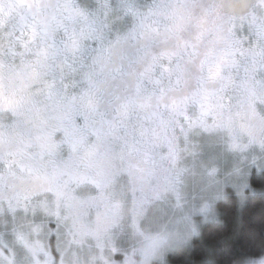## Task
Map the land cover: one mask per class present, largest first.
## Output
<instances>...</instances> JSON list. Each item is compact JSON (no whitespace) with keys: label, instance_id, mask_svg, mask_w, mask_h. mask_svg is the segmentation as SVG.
I'll return each mask as SVG.
<instances>
[{"label":"snow or ice","instance_id":"obj_1","mask_svg":"<svg viewBox=\"0 0 264 264\" xmlns=\"http://www.w3.org/2000/svg\"><path fill=\"white\" fill-rule=\"evenodd\" d=\"M250 196L264 0H0V264H216Z\"/></svg>","mask_w":264,"mask_h":264},{"label":"trees","instance_id":"obj_2","mask_svg":"<svg viewBox=\"0 0 264 264\" xmlns=\"http://www.w3.org/2000/svg\"><path fill=\"white\" fill-rule=\"evenodd\" d=\"M219 219L208 221L201 230L210 237L215 246L216 264H235L244 250L254 255L260 254V242L264 241V197H249L240 207L228 206L223 201L217 203ZM254 236V240L249 237ZM205 248L199 240H194L193 258L199 264L205 258ZM184 255L172 257L174 264H183Z\"/></svg>","mask_w":264,"mask_h":264},{"label":"rangeland","instance_id":"obj_3","mask_svg":"<svg viewBox=\"0 0 264 264\" xmlns=\"http://www.w3.org/2000/svg\"><path fill=\"white\" fill-rule=\"evenodd\" d=\"M219 202L220 201H218L217 203H219ZM217 203L214 205V211L219 215V212H218V209H217ZM200 219H201V222H202V224H201V227H202L206 222H208V221H217L219 218L218 219L209 218L207 221L203 220L202 217Z\"/></svg>","mask_w":264,"mask_h":264}]
</instances>
